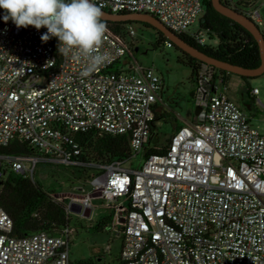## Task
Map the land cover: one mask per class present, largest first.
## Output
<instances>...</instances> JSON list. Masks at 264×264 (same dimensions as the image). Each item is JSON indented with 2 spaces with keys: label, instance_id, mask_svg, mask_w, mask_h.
I'll use <instances>...</instances> for the list:
<instances>
[{
  "label": "built area",
  "instance_id": "built-area-1",
  "mask_svg": "<svg viewBox=\"0 0 264 264\" xmlns=\"http://www.w3.org/2000/svg\"><path fill=\"white\" fill-rule=\"evenodd\" d=\"M92 2L114 14H149L172 33L207 43L201 29L188 32L204 13V0ZM242 14L264 23L257 8ZM5 15L0 9V147L20 141L34 154H0L2 164L31 180L40 162L94 170L92 191L74 188L80 195L67 196V211L75 203L91 213L94 197L106 202L121 240L119 264H264V124L253 126L227 97L216 68L203 64L194 79L200 112L172 134L163 152L145 157L162 84L152 68L126 60L132 24L123 35L108 29L99 49L107 62L84 77L86 58L75 50L61 56L56 37L41 41L47 28H17ZM258 94L251 89L253 98ZM88 132L127 136L131 156L80 160L73 135ZM137 156L136 167H124ZM72 232L67 225L16 236L0 206V264H70Z\"/></svg>",
  "mask_w": 264,
  "mask_h": 264
},
{
  "label": "rangeland",
  "instance_id": "rangeland-1",
  "mask_svg": "<svg viewBox=\"0 0 264 264\" xmlns=\"http://www.w3.org/2000/svg\"><path fill=\"white\" fill-rule=\"evenodd\" d=\"M264 3V0H261ZM135 35L132 40V57L126 59L131 66L137 64L143 68H152L159 76L162 84L161 102L157 115L165 118L155 122L151 135L150 146L161 148L174 133L176 123L183 126L192 121L194 112V81L191 69L183 63V56L176 47L162 35L160 42L159 33L150 26L142 23H132ZM264 31V23L258 26ZM199 19L190 26L189 33L199 30ZM225 94L240 109L250 117L253 126L260 127L264 124V73L244 81L239 75L230 74L225 82ZM257 88L259 94L253 98L248 95V89ZM224 91V87H220ZM262 105H261V104ZM140 157H134L124 163V167H136ZM87 174L91 171H86ZM85 172V173H86ZM90 174V173H89ZM89 177L80 173V169L70 166L40 162L34 169L32 181L43 191L52 196L67 197L69 194L80 195L74 188L83 187L90 193L92 187ZM64 203H69L65 198ZM92 204L97 209L93 213V221L81 218L80 215L69 213V226L73 229L70 236V260H94L95 264H117L120 253V238L111 229L108 223L104 230L95 229L96 219L112 217V210L106 207V202L99 197L92 199ZM98 214L100 215L98 217ZM96 258H100L97 261ZM96 260V261H95Z\"/></svg>",
  "mask_w": 264,
  "mask_h": 264
},
{
  "label": "trees",
  "instance_id": "trees-1",
  "mask_svg": "<svg viewBox=\"0 0 264 264\" xmlns=\"http://www.w3.org/2000/svg\"><path fill=\"white\" fill-rule=\"evenodd\" d=\"M221 3L240 13L246 9L257 8L264 19V3L261 0H221ZM115 35H123L126 25L137 22H110L103 21ZM145 26L148 24L142 23ZM199 28L204 32L207 43L197 44L192 37L187 34L178 35L184 42L197 48L204 54L217 60L231 63L243 68L254 69L260 65L259 49L251 34L236 22L219 14L212 7V0H204V13L199 19ZM259 28V27H258ZM264 35V31H261ZM160 42H163L162 35ZM183 63L191 69V77L194 81L198 70L203 62L184 54ZM217 70V73L228 81L229 72ZM247 81L248 77H241ZM251 89H248V95ZM165 118L163 115H155L152 123V131L155 122ZM181 126L176 123L174 132ZM75 143L78 145L81 154L80 160L95 163H109L114 160H123L131 156L128 137L124 135H110L97 132L75 133L73 135ZM151 140V139H150ZM167 140L166 145L169 143ZM166 145L157 148L150 146L145 152V157L152 153L163 152ZM0 154L32 155L34 150L26 143L13 141L6 147H0ZM80 173L85 178L95 174L92 169L79 168ZM0 169L3 176L0 177V206L9 215L13 222V234L19 237L40 231L51 232L52 229H60L69 225V212L66 204L59 202L51 194L43 191L35 182L28 177L16 175L9 170L8 166L0 161ZM86 171H91L87 174ZM86 172V173H85ZM111 222V217H106L98 222L95 229L98 231ZM70 264H95L94 260H79ZM119 264V260H117Z\"/></svg>",
  "mask_w": 264,
  "mask_h": 264
},
{
  "label": "clouds",
  "instance_id": "clouds-1",
  "mask_svg": "<svg viewBox=\"0 0 264 264\" xmlns=\"http://www.w3.org/2000/svg\"><path fill=\"white\" fill-rule=\"evenodd\" d=\"M0 9L5 10V22L11 19L17 28H47L41 41L56 37L61 56L75 50L86 58L88 64L81 73L84 77L108 60L99 52L107 25L101 8L92 0H0Z\"/></svg>",
  "mask_w": 264,
  "mask_h": 264
},
{
  "label": "water",
  "instance_id": "water-1",
  "mask_svg": "<svg viewBox=\"0 0 264 264\" xmlns=\"http://www.w3.org/2000/svg\"><path fill=\"white\" fill-rule=\"evenodd\" d=\"M212 7L224 17L236 22L240 26H242L245 30H247L251 36L254 38L258 45L259 55H260V65L254 69L243 68L237 65H233L228 62L217 60L213 57H210L197 48L187 44L184 42L178 35L169 31L166 27H164L159 20L155 17L145 14V13H110L102 10L103 21L110 22H139L148 24L150 27L161 33L165 38H167L171 44L179 48L185 54L195 58L204 64H208L213 66L214 68L222 71H226L229 73H233L239 75L241 77L253 78L262 73H264V35H262L258 26L250 20L248 17L243 15L242 13L229 8L221 3V0H212ZM200 107H194V114L197 115L200 112ZM71 210L76 211L77 213L82 212V208L79 204H71Z\"/></svg>",
  "mask_w": 264,
  "mask_h": 264
},
{
  "label": "crops",
  "instance_id": "crops-1",
  "mask_svg": "<svg viewBox=\"0 0 264 264\" xmlns=\"http://www.w3.org/2000/svg\"><path fill=\"white\" fill-rule=\"evenodd\" d=\"M193 115H194V112H193ZM192 118H193V116H192ZM95 198V197H94ZM97 209V208H96ZM96 209L94 210V211H96ZM94 211H92L91 213L90 212H88V211H86V212H84V213H77L76 211H69V213L70 212H72V213H75V214H78V215H80L81 216V218H83V219H87V220H89V221H93L94 219H93V213H94ZM100 215L98 214V217H99ZM100 219H96V221L95 222H100V221H102V219H105V218H101V217H99ZM105 222L107 223V220H105ZM108 224V223H107ZM106 227V226H105ZM104 227V228H105ZM104 228H103V230H104ZM120 250H121V240H120ZM119 255H120V253H119ZM96 260L97 261H100L101 259L100 258H96ZM95 260V261H96ZM118 260H119V256H118Z\"/></svg>",
  "mask_w": 264,
  "mask_h": 264
},
{
  "label": "flooded vegetation",
  "instance_id": "flooded-vegetation-1",
  "mask_svg": "<svg viewBox=\"0 0 264 264\" xmlns=\"http://www.w3.org/2000/svg\"><path fill=\"white\" fill-rule=\"evenodd\" d=\"M157 32H158V31H157ZM158 33H159V32H158ZM159 34H161V33H159ZM161 35H162V34H161ZM175 47H176V46H175ZM176 49L180 52V54H181L182 56H184V54H185L184 52H182V51H181L179 48H177V47H176Z\"/></svg>",
  "mask_w": 264,
  "mask_h": 264
}]
</instances>
